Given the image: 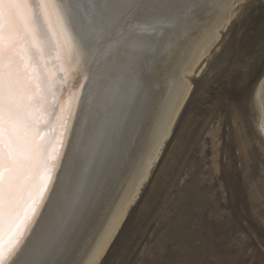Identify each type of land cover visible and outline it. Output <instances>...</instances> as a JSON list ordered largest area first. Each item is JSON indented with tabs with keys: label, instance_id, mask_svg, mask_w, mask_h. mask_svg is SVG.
Wrapping results in <instances>:
<instances>
[{
	"label": "bare ground",
	"instance_id": "obj_1",
	"mask_svg": "<svg viewBox=\"0 0 264 264\" xmlns=\"http://www.w3.org/2000/svg\"><path fill=\"white\" fill-rule=\"evenodd\" d=\"M241 1L0 0L3 264L99 261Z\"/></svg>",
	"mask_w": 264,
	"mask_h": 264
},
{
	"label": "rangeland",
	"instance_id": "obj_2",
	"mask_svg": "<svg viewBox=\"0 0 264 264\" xmlns=\"http://www.w3.org/2000/svg\"><path fill=\"white\" fill-rule=\"evenodd\" d=\"M231 13L96 264H264V0Z\"/></svg>",
	"mask_w": 264,
	"mask_h": 264
},
{
	"label": "snow or ice",
	"instance_id": "obj_3",
	"mask_svg": "<svg viewBox=\"0 0 264 264\" xmlns=\"http://www.w3.org/2000/svg\"><path fill=\"white\" fill-rule=\"evenodd\" d=\"M5 130L3 129L2 126H0V167H2L5 164L4 161V145L2 143V141L5 138ZM7 136L10 139L15 140V137L13 136V134L11 132L7 133ZM19 240L18 238H8L5 239L3 238L2 234H0V264H3V256L6 255L8 252H11L16 245L18 244ZM6 245V247H5Z\"/></svg>",
	"mask_w": 264,
	"mask_h": 264
}]
</instances>
